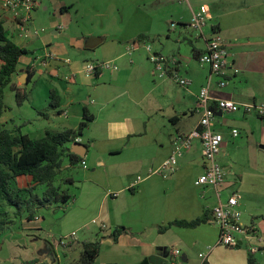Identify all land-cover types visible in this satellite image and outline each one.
I'll list each match as a JSON object with an SVG mask.
<instances>
[{
    "label": "crops",
    "instance_id": "1",
    "mask_svg": "<svg viewBox=\"0 0 264 264\" xmlns=\"http://www.w3.org/2000/svg\"><path fill=\"white\" fill-rule=\"evenodd\" d=\"M48 1L53 14H47L48 6L45 12L36 8L27 32L31 27L36 30L26 36L15 16L0 6V18L5 26L10 23L13 27L12 40L34 52L21 58L25 69L18 77H28L29 67L36 72L44 57L53 55L47 71L69 77L81 90L80 96L70 99L62 91L56 92L60 96L58 115L81 123L88 111L95 120L78 138L87 149L86 168L82 162L73 166L65 157L55 179L70 200L51 206L48 228L40 214L34 221L21 219L20 232L15 221L0 237V264H63L64 257L70 263L79 258L82 243L98 239L102 251L97 264H143L157 254L171 264L176 250L181 257L175 264H202L200 253L208 254L207 264H250L251 257L255 264H264V251L250 253L251 245L264 241L263 118L246 114L243 108L232 113L217 111L215 130L223 136L217 160L226 179L219 192L196 185L206 171L199 139L178 159L176 173L168 178L159 173L174 152L175 139L197 130L201 119L198 98L209 82L212 98L232 100L240 106L264 103V0H186L188 7L182 0ZM202 7L207 9L208 22L199 32L190 23ZM37 26H46L42 31L51 32L40 34ZM214 34L223 37L229 59L239 71L222 89L220 77L198 59ZM141 35L149 39L141 40ZM156 40L161 50H153ZM150 54L169 60L167 76L155 71ZM70 56L74 61L66 63ZM88 63H105L110 68L89 75ZM62 70H68V76L59 74ZM175 74L191 85L181 86ZM1 122L7 124L5 115ZM233 130L239 136L234 137ZM31 184V177L17 179L19 188ZM234 194L242 223L254 229L255 237L241 235L238 246H219L220 229L213 210ZM206 215L209 222L196 228L173 226L163 234L158 231L160 226ZM117 227H125L131 234L115 242L111 234ZM43 235L46 237L41 238ZM57 236L66 238L64 246L60 239L58 246L50 243ZM28 239L38 242V247L34 249ZM159 248L170 249V255Z\"/></svg>",
    "mask_w": 264,
    "mask_h": 264
},
{
    "label": "trees",
    "instance_id": "2",
    "mask_svg": "<svg viewBox=\"0 0 264 264\" xmlns=\"http://www.w3.org/2000/svg\"><path fill=\"white\" fill-rule=\"evenodd\" d=\"M139 39L149 38L141 35ZM33 54V51L20 47L12 40L11 32L5 26V21L0 18V237L15 224L16 220L26 218L34 221L38 218L40 210L50 209L57 203L66 204L70 200V194L58 187L55 179L62 171L65 157L71 159L73 166L83 162V158L70 152L69 145L77 142L95 120L94 115L86 111L77 131L71 129L60 132L47 131L40 138L23 134L22 127L7 129L2 124V117L9 111L4 102L5 89L12 84L21 58ZM27 72L29 84L36 72L32 70V67H29ZM13 89L16 92L18 105L22 106L30 100L26 89L17 86ZM59 109L60 96L56 91L51 90L49 110L60 114ZM39 115L46 119L50 116L49 112L42 111ZM22 176L32 178V184L28 188L17 186V179ZM40 188H44L42 194L39 193ZM209 220V215H206L193 221H175L166 226H160L158 231L163 234L173 226L196 228ZM129 234H131L129 229L117 227L111 237L116 242L120 236ZM62 243L63 241L60 245L64 246ZM81 249L79 258L70 264H97L102 251L101 239L82 243ZM160 251L167 256L170 255V249L159 248ZM255 263V259L251 257L250 264Z\"/></svg>",
    "mask_w": 264,
    "mask_h": 264
},
{
    "label": "built area",
    "instance_id": "3",
    "mask_svg": "<svg viewBox=\"0 0 264 264\" xmlns=\"http://www.w3.org/2000/svg\"><path fill=\"white\" fill-rule=\"evenodd\" d=\"M0 6L13 13L18 28L22 32H27L30 16L35 8V3L30 0H0ZM208 22V12L206 7H202L199 12L193 14L190 27L196 31L202 32ZM38 34V31H36ZM148 51H151L148 47ZM53 55L45 56L42 64L47 66L53 60ZM199 62L208 66L212 70V74L220 77L218 83L219 89L225 88L228 78L234 73H238L229 59L226 49V42L218 34H214L207 42L205 53L198 58ZM150 61L154 64L155 71L160 76H167L166 67L169 60L162 55L150 54ZM69 63V60L66 61ZM110 68L109 64H86V72L89 75H95L99 68ZM115 69H117L115 67ZM175 80L183 87H188L191 82L184 79L178 74L173 76ZM244 109L246 114H256L264 119V103H254L250 105L240 106L236 102L227 99H215L210 95V82L200 91L198 98L197 112L201 115L200 123L197 130L190 133L185 138H176L174 141V152L163 164L159 173L165 178L171 177L177 171L178 159L183 152L190 148L194 139H199L203 146V157L206 163L205 173L196 181L197 186L212 187L218 192L224 185L225 171L219 164L217 158L222 150L223 136L215 130L216 113L218 110L224 113H232ZM234 137L239 136L238 130H233ZM82 166L86 168V162H82ZM239 199L237 195H232L225 204L220 203L213 210V220L220 229L218 245L224 247H236L239 245L241 235L248 238L255 237L254 229L247 228L242 223V213L238 208ZM75 235V234H74ZM73 235V236H74ZM65 244L64 242L62 243ZM258 251H264V241L260 240L258 246L251 245L250 253L255 254ZM181 257V252L176 250L171 258V264H175L176 260ZM199 257L202 264L206 262L207 253H200Z\"/></svg>",
    "mask_w": 264,
    "mask_h": 264
},
{
    "label": "rangeland",
    "instance_id": "4",
    "mask_svg": "<svg viewBox=\"0 0 264 264\" xmlns=\"http://www.w3.org/2000/svg\"><path fill=\"white\" fill-rule=\"evenodd\" d=\"M30 1H33L35 3L34 10L37 8L36 11L45 12L44 8L48 6L49 10L47 11V14L48 15L53 14L52 6L48 0H30ZM182 1L188 7L187 1L186 0H182ZM11 14L14 17V14L13 13ZM6 27L9 28L8 30H10L12 34L13 32L12 25L8 23ZM37 27H38L37 30L40 32V34L51 32L49 29L42 31V27L45 28L46 26H41V27L37 26ZM35 30H36L35 28L31 27L29 32L24 33V36L34 33ZM151 46L153 47L154 51L159 47L160 50L163 48L159 40H156L155 43H152ZM68 60L74 61V57L70 56V59ZM23 63L24 61L19 64L18 72L16 75H14L12 84L9 85L4 92V102L9 108V111L5 114V120L7 121L5 127L7 129L22 127V133L29 135L33 138L41 137L45 135L47 131L60 132L66 129H72L74 131L78 130L80 125L79 122H77L75 119H72L71 117L69 120L68 118H65L63 116L60 117L57 111L49 110L48 101H49L50 91L52 89L58 92V94L61 93L60 91H62V93L66 96V98L70 99L75 95L80 96L78 95V93H80L81 91L80 88L77 87V85L74 82H71L72 79L69 80L68 79L69 77L67 78L63 76L65 77L64 79L61 77H57L54 74H50L47 71L46 66H44L43 64L41 65L38 64L37 71L33 80L31 81V83L26 84L28 83V77L26 75L22 76L21 80L18 77L19 74L22 73V70L25 69ZM67 71L68 70H62V72L59 74L67 75ZM15 86H19V88L26 89L30 96V100L25 102L22 106L18 105L16 99V92L13 89ZM38 111L49 112L50 118L46 119L38 115L37 113ZM66 162L67 160L65 159V163ZM66 176H67L66 174L63 175V177ZM57 184L60 185L59 182H57ZM43 190L44 188H40L39 193L42 194ZM39 214L45 218V223H46L45 227L48 228V226L52 223L51 213L49 209H42L40 210ZM17 226L18 227L16 230H18L19 232L23 230L21 219L18 220ZM54 227L55 225L53 226V228ZM57 230L58 229L56 228V231ZM37 235L39 236V234ZM45 237L46 235L41 236V238H45ZM17 238L18 237L16 236V239ZM59 239L60 238L57 236L55 239L50 238L49 241L52 245L58 246ZM64 239L66 238L64 237L60 239V241H63L66 244V241ZM27 242L32 243L31 245H33L34 249L38 247L36 246L38 242H35L36 243L35 244L32 242V239H28ZM63 252H64L63 247H60V253ZM62 261L63 264H70L69 263L70 260L65 261V257L62 259Z\"/></svg>",
    "mask_w": 264,
    "mask_h": 264
},
{
    "label": "water",
    "instance_id": "5",
    "mask_svg": "<svg viewBox=\"0 0 264 264\" xmlns=\"http://www.w3.org/2000/svg\"><path fill=\"white\" fill-rule=\"evenodd\" d=\"M71 153L75 154L81 158H85L86 156V147L79 143L78 141L73 143L71 148ZM182 260L186 261L185 256H182ZM169 259L163 258V255L157 254L154 256L149 257L143 264H167Z\"/></svg>",
    "mask_w": 264,
    "mask_h": 264
}]
</instances>
